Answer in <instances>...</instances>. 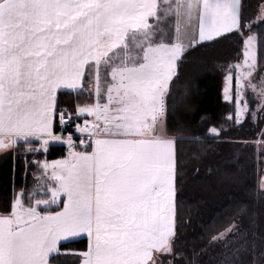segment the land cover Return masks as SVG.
I'll use <instances>...</instances> for the list:
<instances>
[{
  "label": "snow or ice",
  "instance_id": "snow-or-ice-1",
  "mask_svg": "<svg viewBox=\"0 0 264 264\" xmlns=\"http://www.w3.org/2000/svg\"><path fill=\"white\" fill-rule=\"evenodd\" d=\"M170 17L175 35L166 42L161 25ZM239 27L240 0H0V149L23 142L36 151L31 138L44 149L62 139L54 131L57 115L65 122L61 87L83 89L87 75L97 98L77 105L95 117L76 125L86 150L68 133V155L42 162L44 186L28 203L21 190L0 212V264H51L59 242L81 233L88 248L80 264H157L172 253L175 140L158 127L169 82L185 39L192 45ZM256 41H245L246 77L256 68ZM237 256L223 264H244Z\"/></svg>",
  "mask_w": 264,
  "mask_h": 264
},
{
  "label": "trees",
  "instance_id": "trees-1",
  "mask_svg": "<svg viewBox=\"0 0 264 264\" xmlns=\"http://www.w3.org/2000/svg\"><path fill=\"white\" fill-rule=\"evenodd\" d=\"M260 2L241 0V27L210 41L198 42L181 57L170 84L163 119L166 135L175 137L176 232L173 253L160 256L158 264H219L223 254L232 250L244 264H264L261 235L264 188L259 183L264 171V152H257L254 144L260 137L262 124L254 122L249 115L242 123L238 122L235 93L230 101L222 97L227 74H235L238 62L244 59L245 37L250 32L245 25L253 20ZM254 32L256 66L261 70L264 25ZM93 86L86 75L83 89L59 92L57 111L74 113L77 105L92 103ZM211 128L219 129V133L213 134ZM30 143L32 147L35 145L32 140ZM17 147L15 151L0 154V212L10 210L21 190L25 201L33 193V158L51 160L65 156V146L61 143L36 153L26 152L28 146L23 142ZM233 224L242 230L245 238L236 240L233 246L230 238L234 233L226 240L213 241V237ZM87 248V237L61 243L51 263L79 264L78 254Z\"/></svg>",
  "mask_w": 264,
  "mask_h": 264
},
{
  "label": "rangeland",
  "instance_id": "rangeland-1",
  "mask_svg": "<svg viewBox=\"0 0 264 264\" xmlns=\"http://www.w3.org/2000/svg\"><path fill=\"white\" fill-rule=\"evenodd\" d=\"M253 16H254L253 20L249 21L245 25V27L248 30H250L248 35L245 37V41L247 40V37L250 35L256 36L254 30L257 28L259 29L263 27L264 25V0L260 2L258 6V10ZM246 50L247 49H246V44H245L244 59L242 60V62H238L239 64L237 66L239 67L236 66L235 74H231L232 72L227 74L225 78V82H224L223 91H222V97L224 100L230 101L234 97V93H235L237 104H238V112L240 113L238 122L242 123L246 118H249L250 116V118L254 122L256 123L261 122L262 128L264 129V68L261 70L260 69L258 70L256 66L255 70L252 72V76L246 77L245 73L249 71L248 67L245 65ZM256 55H257V45L255 48V60L257 62ZM238 80H239V83L237 82ZM249 80L251 81V84L256 85L255 89L251 86V84L248 83ZM64 111L67 112V110H64ZM77 115L80 118H82V120L84 121V124H85V121L92 120L91 116H89L88 114L77 112ZM263 129L260 134V137L254 143L256 145L257 152L259 151L264 152V130ZM58 142L62 143L64 141L60 140ZM256 150L254 148L255 153H256ZM259 183H260V188L263 189L264 188V171L260 177ZM230 227H233V231L231 233H227L225 236L220 237L218 239H215V240L213 239V241L226 240L229 236H233V233H234V236L230 238L231 239L230 245L233 246L234 245L233 242L236 243V240H239L242 237L245 238L244 234L242 233V230L237 225L233 224ZM219 234H217L216 237H219ZM261 235L262 237H264V230L261 232ZM172 253L168 255H171ZM223 255L224 257L220 259L222 261H220L219 264H223L226 258H229V259L233 258L234 250L230 251V253H227V254L224 253ZM159 258L160 256H158L157 258V264L159 263ZM168 262L172 263V259H169Z\"/></svg>",
  "mask_w": 264,
  "mask_h": 264
},
{
  "label": "crops",
  "instance_id": "crops-1",
  "mask_svg": "<svg viewBox=\"0 0 264 264\" xmlns=\"http://www.w3.org/2000/svg\"><path fill=\"white\" fill-rule=\"evenodd\" d=\"M240 7H241V0H240ZM150 22H152V21H150ZM161 27L164 29V35L168 38V40L166 41V42H171V38L175 35V19H174V17H170L165 23H163L162 25H161ZM233 30H238V28H234V29H232L231 31H233ZM226 33H228V32H226ZM222 34H225V33H222ZM221 34V35H222ZM215 38V37H214ZM198 42H202V41H199L198 40V37H197V42L195 43V44H192V45H189V43H188V40L187 39H185L184 40V46H185V50H184V52L181 54V56L178 58V60H177V63H176V68H175V74H176V69H177V67L179 66V62H180V59H181V57L187 52V51H189L191 48H193ZM175 74H174V76H173V78H172V80L174 79V77H175ZM105 71H104V69L102 68L101 69V81H102V84L103 83H105ZM172 80L169 82V87H170V84H171V82H172ZM61 91H76V90H74V89H70V88H67V87H61L60 89H58L57 90V94L59 93V92H61ZM93 91H94V96H95V98H94V100H93V102L92 103H86V104H84V105H82V106H85V105H93V104H95L96 103V95H95V84H94V86H93ZM104 101L103 100H101V103H103ZM237 108H238V105H237ZM74 114L78 117V120H77V124H79V125H81V126H84V121L82 120V118H80L78 115H77V108H76V111L74 112ZM85 114H87V113H85ZM89 115V114H88ZM89 116H91V118H92V120L91 121H94L95 120V117L93 116V115H89ZM165 125H164V119H163V117L161 118V121H160V124H159V133L161 134V135H163V136H165V137H167V138H173L174 140H175V137H173V136H168V135H166V131H165V127H164ZM77 130V129H76ZM54 131H55V133H56V130H55V124H54ZM77 133H79L78 131H77ZM80 134V133H79ZM30 140H32L33 142H35V145L33 146L34 147V149H38V150H36V151H30V150H26V152H31V153H36V152H38V151H42V152H44V151H47L48 150V148H49V146L50 145H52V144H60V142H58V141H50L49 142V144H48V146H47V149H44V148H41L40 147V142H39V139L38 138H31ZM62 141H64V142H62L61 144H66L67 142H66V139H61ZM19 144H16V145H13V146H11L10 148H8V149H0V154H2V153H4V152H7V151H11V150H13V151H15L18 147ZM77 151H80V150H77ZM88 151H91V149L89 148L88 149ZM68 154H65V156H62V157H59V158H55V159H51V160H47V159H42V160H37V159H35V158H33V163H34V166H33V172L31 171V174L33 175V178H34V181L32 182V191H34L36 188H37V185L39 184L41 187H43L44 186V184H45V180L44 179H39L38 180V177L40 176V174H41V172H42V162H48L49 164H51V162L52 161H57V160H61L62 158H64V157H66ZM38 162H41V163H38ZM48 172H49V175H50V172H51V169H49L48 170ZM35 174V175H34ZM20 192H18L17 194H19ZM17 194H16V196H17ZM15 196V197H16ZM36 198H40L39 196H37ZM25 203H28V201H25ZM43 210V209H42ZM56 210H58V209H56ZM55 211V210H54ZM82 237H87V235L85 234V233H81V234H79V235H77V236H74V237H67V238H64V239H62L60 242H59V245H58V247L61 245V243H64V242H66V241H70V240H76V239H79V238H82ZM60 251V250H59ZM87 251V250H86ZM85 252V251H84ZM54 254H57V253H53V255ZM52 255V256H53ZM161 256V255H160ZM52 264V263H51ZM79 264H80V262H79Z\"/></svg>",
  "mask_w": 264,
  "mask_h": 264
},
{
  "label": "built area",
  "instance_id": "built-area-1",
  "mask_svg": "<svg viewBox=\"0 0 264 264\" xmlns=\"http://www.w3.org/2000/svg\"><path fill=\"white\" fill-rule=\"evenodd\" d=\"M59 112L60 111H58V113ZM76 125H77V120H76V117L74 116V114H72V113L65 112V122L63 125H61V123H60L59 115H57V117H56V126L58 129L57 135H60L62 138L66 139L68 133H72L73 140L78 145L76 150L85 151L86 149L83 146H79V140L81 138L87 139V134H85L82 137L81 134L77 133ZM64 151H65V153H69V151H70L67 144L65 146Z\"/></svg>",
  "mask_w": 264,
  "mask_h": 264
}]
</instances>
